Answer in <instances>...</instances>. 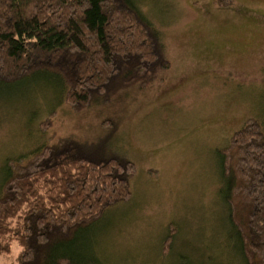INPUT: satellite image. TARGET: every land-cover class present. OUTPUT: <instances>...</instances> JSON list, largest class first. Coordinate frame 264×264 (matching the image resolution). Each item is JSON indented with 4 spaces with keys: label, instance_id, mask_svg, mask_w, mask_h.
I'll return each instance as SVG.
<instances>
[{
    "label": "rangeland",
    "instance_id": "1",
    "mask_svg": "<svg viewBox=\"0 0 264 264\" xmlns=\"http://www.w3.org/2000/svg\"><path fill=\"white\" fill-rule=\"evenodd\" d=\"M133 1L162 36L170 70L79 112L46 72L0 85V190L7 160L72 137L136 167L131 199L74 236L78 264H245L218 195L217 151L263 115L264 0ZM18 252L12 243L0 264Z\"/></svg>",
    "mask_w": 264,
    "mask_h": 264
},
{
    "label": "trees",
    "instance_id": "2",
    "mask_svg": "<svg viewBox=\"0 0 264 264\" xmlns=\"http://www.w3.org/2000/svg\"><path fill=\"white\" fill-rule=\"evenodd\" d=\"M170 68L162 36L133 0H0V85L46 72L79 112L145 90ZM42 123L45 132L52 122ZM217 156L231 237L245 264H264V109ZM4 167L0 254L16 243V264H78L74 236L130 200L136 175L130 160L72 137Z\"/></svg>",
    "mask_w": 264,
    "mask_h": 264
}]
</instances>
